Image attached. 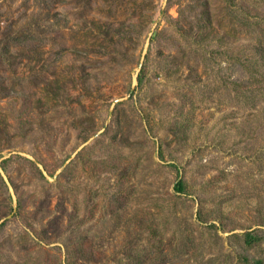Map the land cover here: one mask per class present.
Here are the masks:
<instances>
[{
	"label": "rangeland",
	"instance_id": "1",
	"mask_svg": "<svg viewBox=\"0 0 264 264\" xmlns=\"http://www.w3.org/2000/svg\"><path fill=\"white\" fill-rule=\"evenodd\" d=\"M251 21L264 0H0V264H264Z\"/></svg>",
	"mask_w": 264,
	"mask_h": 264
},
{
	"label": "trees",
	"instance_id": "2",
	"mask_svg": "<svg viewBox=\"0 0 264 264\" xmlns=\"http://www.w3.org/2000/svg\"><path fill=\"white\" fill-rule=\"evenodd\" d=\"M259 22H249V23H245L243 24L244 27L246 28L247 34L249 35V38L251 39L250 44H252V54L248 55V54H241L240 56H237V59H235L236 63L238 64V67L240 68V72L242 73L241 76V84L239 86H243L240 87L239 90H243V92L246 93L247 92H251V89H249L250 87L243 85V82H248V84H253L252 80L254 81H258V84L260 83L261 87H264V71H262V69H264V28H261L260 31L261 33L259 35H255L256 32H253V26L257 25ZM243 30V29H242ZM254 33V34H253ZM248 73V77H244L245 73ZM142 75H143V71L140 70V74L137 77V82L140 85L142 83ZM256 75L258 77H256ZM252 78V80L250 81V79ZM245 79V80H244ZM245 86V87H244ZM185 190V184L184 181L180 180L179 182H177L176 186H175V191L179 192V193H184ZM243 244L245 246H252L258 242H260L262 240V236H260L258 234V232H254V231H248L245 232L243 234ZM241 264H262V261L260 259H255V258H247L245 256H240L239 259Z\"/></svg>",
	"mask_w": 264,
	"mask_h": 264
}]
</instances>
